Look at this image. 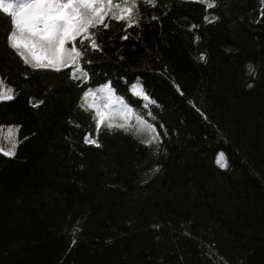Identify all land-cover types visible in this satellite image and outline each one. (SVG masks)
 <instances>
[{"label": "trees", "instance_id": "1", "mask_svg": "<svg viewBox=\"0 0 264 264\" xmlns=\"http://www.w3.org/2000/svg\"><path fill=\"white\" fill-rule=\"evenodd\" d=\"M160 3L167 6L160 21L130 29L124 41L122 25L112 22L99 30L103 51L86 57L93 84L110 78L134 115L164 125L157 153L139 143L148 135L143 129H133L135 138L103 131L102 147L84 144L94 125L77 107L67 70L34 71L8 53V21L0 14V74L19 91L14 101L0 102V124L22 125L16 156H0V264H212L210 245L217 264L220 257L264 264L259 0H219L220 20L211 24L190 0ZM191 23L200 25L198 43ZM199 51L208 53L206 63L194 59ZM249 63L258 69L252 88L245 86ZM137 79L157 105L136 103L129 88ZM28 96L45 103L33 109ZM221 152L225 168L216 162Z\"/></svg>", "mask_w": 264, "mask_h": 264}, {"label": "snow or ice", "instance_id": "2", "mask_svg": "<svg viewBox=\"0 0 264 264\" xmlns=\"http://www.w3.org/2000/svg\"><path fill=\"white\" fill-rule=\"evenodd\" d=\"M190 2L202 7L204 14L201 19L204 24L220 20V15L216 11L220 7L219 0H190ZM148 9H151V15L148 14ZM157 9H160L159 15L156 14ZM0 14L5 15L8 21L3 36L5 50L8 53L19 58L25 66L34 71L51 70L60 73L67 70V79L79 92L77 107L88 115L94 125V131L84 132V144L96 148L102 147L103 131L133 135L135 138L133 129L136 132L143 129L148 135L139 143L152 148L154 153L158 152L162 136L168 134L167 132L161 134L158 131V128L164 125H157L154 119L149 122L145 115H134V109L125 103L126 97L116 95L118 89L114 88L115 82L110 78L93 84L90 72L93 61L86 57L91 52L103 51L100 29H110L112 22H116L122 25L123 35L119 39L127 40L130 29L139 28L142 23L160 21L166 16V5H161L160 0H0ZM255 14L258 17L257 22L264 20V0H259V10ZM199 27L200 25L196 23L188 25L189 31L197 32L193 37L195 43L200 40ZM118 59L123 60L124 57L118 56ZM194 59L206 63L208 53L199 51ZM167 71L165 66L163 72L167 74ZM247 74L249 80L245 86L252 88L258 75L257 67L249 63ZM21 75L25 78L29 77L26 71ZM119 79L125 78L119 77ZM171 83L176 92L182 94L181 86L174 79ZM129 91L135 98H139L136 103H140L141 100L144 102L145 110L150 105L158 104L138 79L130 86ZM18 96L17 87L8 82L5 74H0V102H12ZM44 103L43 97H27V105L33 109L39 108ZM189 104L196 108L193 101L189 100ZM196 111L200 112V109L196 108ZM146 115L152 117L153 113L146 111ZM21 127L22 125L18 123L0 124V131L3 132V139L6 142V146L0 145V156L5 158L16 156L18 145L22 143L18 138ZM24 139L26 140L27 137ZM216 162L220 168L227 166L222 152L218 154ZM160 167L156 164L150 171L156 174ZM147 182V180L141 181L142 184ZM75 242L73 239L72 244ZM206 255L212 264H217L218 253L214 245L209 246ZM220 260L223 264H227V260L222 257Z\"/></svg>", "mask_w": 264, "mask_h": 264}, {"label": "rangeland", "instance_id": "3", "mask_svg": "<svg viewBox=\"0 0 264 264\" xmlns=\"http://www.w3.org/2000/svg\"><path fill=\"white\" fill-rule=\"evenodd\" d=\"M0 145L6 146V142L3 139V132L2 131H0Z\"/></svg>", "mask_w": 264, "mask_h": 264}]
</instances>
